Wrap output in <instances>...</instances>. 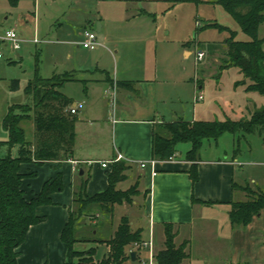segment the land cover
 Returning a JSON list of instances; mask_svg holds the SVG:
<instances>
[{
	"label": "rangeland",
	"instance_id": "374dc122",
	"mask_svg": "<svg viewBox=\"0 0 264 264\" xmlns=\"http://www.w3.org/2000/svg\"><path fill=\"white\" fill-rule=\"evenodd\" d=\"M88 17L91 25L86 21ZM99 17L105 22L104 34L97 31L96 19ZM214 22L236 32L237 40H249L238 23L219 5L165 2L139 6L119 0H19L15 6L9 0H0V26L15 28L25 42L18 53H11L9 48L3 50V54L12 56L13 61L0 60V133H7L9 138L2 124L9 105L34 107L32 97L25 94L24 87L37 77H58L54 83L72 79L73 82L66 83L61 89L72 102H81L85 98L86 81L103 76L121 80L156 79L159 85H166L167 97L173 101L170 107L188 117L183 121L193 117L197 121L225 120V116L233 120L249 118L252 112L264 107V96L247 93L242 86L235 87L243 77L237 69L228 66L225 40L229 34L203 29ZM91 28L96 31L100 44L96 51L81 46L82 34ZM259 37L264 38V24L260 27ZM34 38L41 43L32 44ZM200 51L203 57L199 60ZM187 52L192 54L187 56ZM13 82L19 83V91L11 90ZM45 87L42 83L38 90L42 92ZM198 96H203V100L196 101ZM31 116L23 123L28 140L34 131L33 112ZM165 124L158 127L157 133L168 137L163 128ZM225 135L217 141H221L222 151L227 149L228 158H238L237 181L254 194L264 191L262 138L251 134L237 143L233 135ZM217 141L204 140L199 155L212 156L209 148L215 147ZM190 146L179 143L176 150L185 156L183 149ZM237 148L240 151L236 154ZM124 182L123 188H130L132 180L128 181L126 176ZM117 206L95 205L77 212V238L82 241L75 245L77 251L95 247L87 241H104L110 236L113 229L108 226L104 230V225L110 223L111 216L115 223L122 213L129 218L135 217L130 207L128 211H116ZM138 209L141 211L140 207ZM139 214H143V210ZM93 230L98 233L92 234ZM194 244L198 247L197 242ZM99 253L101 255V251Z\"/></svg>",
	"mask_w": 264,
	"mask_h": 264
},
{
	"label": "crops",
	"instance_id": "0c3cea01",
	"mask_svg": "<svg viewBox=\"0 0 264 264\" xmlns=\"http://www.w3.org/2000/svg\"><path fill=\"white\" fill-rule=\"evenodd\" d=\"M119 1L139 6L166 2ZM200 1L202 6L215 5V0ZM96 20L98 33L104 34V19L99 17ZM86 21L91 25L90 17ZM89 31L96 32L92 28ZM191 54L187 52V56ZM86 82L85 98L81 102L74 101L71 107L77 109L74 115L77 122L70 157L42 166L34 163L22 165L23 173L36 174L23 182L28 198L40 193L44 185L55 180L58 175L62 177L63 188L52 194V205L39 209L45 221L28 231L26 239L18 248V264L66 263L68 249L62 241V232L69 221L70 212H76L79 208L76 199L82 192V185L88 180L85 193L89 197L105 192L109 187L107 171H111L113 164L104 169L101 163L112 161L118 155L123 156L121 162L129 167L126 176L128 181L132 180L130 188L137 186L139 191L132 204L118 205L116 211H128L130 207L135 214L134 218L129 219L134 230H142V244L132 248V251L137 252L140 262L151 261L165 248V225L173 224L176 245L190 241L189 264H264V212L247 226H234L230 219L232 203L247 201L245 187L236 178L238 158H228L227 149L222 151L221 141H217L215 147L209 148L212 156L205 157L204 153H198L197 161L192 163L186 159L191 146L184 147L185 156L177 152L174 160L160 162L157 175L153 176L150 168L143 169L139 163L153 159L154 133L165 122L173 123L188 118L186 114L170 107L173 101L167 97L166 85H159L156 79L121 80L106 76ZM120 82H132L133 86L122 87ZM186 121L197 120L193 117ZM8 139L7 133H0V141ZM29 140H34V131ZM19 151V146H5L0 149V155L9 153L16 157ZM73 162H78L77 169ZM193 164L197 165L199 174L196 184L190 177ZM81 172L84 174L81 175ZM124 183L120 182L117 190H129L123 188ZM137 207L143 210V214H139L141 211ZM122 217L123 213L116 223L110 217L111 225H104V230L108 226L113 230L104 241L114 236ZM84 231L79 233L85 234ZM93 232L94 235L98 233ZM194 241L198 247L193 245ZM107 251L104 246V253L101 251L100 257L105 256Z\"/></svg>",
	"mask_w": 264,
	"mask_h": 264
},
{
	"label": "trees",
	"instance_id": "16d2710c",
	"mask_svg": "<svg viewBox=\"0 0 264 264\" xmlns=\"http://www.w3.org/2000/svg\"><path fill=\"white\" fill-rule=\"evenodd\" d=\"M17 5L19 0H9ZM174 5L177 3H192L199 5L200 0H164ZM215 5L221 6L240 26L242 32L249 38L247 41L237 40V33L228 27L210 23L203 29L227 32L225 40L229 68L237 69L242 80L235 87H245L247 93H257L264 96V38L259 37L260 27L264 24V0H215ZM11 62V61H10ZM58 78V77H56ZM37 77L24 87L26 95L32 97L34 107L26 104L9 105L2 124L9 134V139L0 141L2 147H20L18 156L11 154L0 157V264H18V248L26 239L32 226L41 224L45 217L39 209L53 204L52 194L62 190L61 175L47 182L42 191L28 198L23 189V182L36 174L22 172V165L34 163L38 166L62 162L67 160L73 152L77 119L71 114L72 100L61 89L72 79L66 78L61 83H54L56 79ZM45 83L40 92L39 85ZM122 87L133 86L132 82H120ZM13 92L20 90L18 82L11 85ZM33 112L34 140H28L23 123L31 119ZM249 118L241 117L233 120L225 116V120L193 121L179 120L166 123L163 127L169 136L154 133L153 159L165 161L177 157L176 146L179 143H189L190 151L186 159L192 163L197 161L198 153L206 139L217 141L225 134H231L239 143L246 135L258 134L264 144V107L252 112ZM237 148L235 153H239ZM129 169L123 162L113 164L111 171H107L109 187L95 196L89 197L85 193L87 181L82 185V192L76 202L79 207L76 212H70V218L62 232V241L68 249L65 264H139L131 260L132 248L142 244V230H134L129 217H122L114 236L108 241H87L94 243L86 251H77L75 245L82 242L77 238V212L92 206L132 204L137 195L138 187L127 191L117 190V185L125 181V172ZM193 184L198 183L197 165L190 170ZM247 201L232 203L230 211L231 223L234 226H247L254 218L264 212V191H253L244 188ZM255 195V196H254ZM194 202H197L194 199ZM204 204H210L203 202ZM165 248L154 256L156 264H189L190 241L180 246L176 245V232L173 224L165 225ZM104 246L108 249L106 255L100 257L99 252Z\"/></svg>",
	"mask_w": 264,
	"mask_h": 264
},
{
	"label": "built area",
	"instance_id": "2783aa9c",
	"mask_svg": "<svg viewBox=\"0 0 264 264\" xmlns=\"http://www.w3.org/2000/svg\"><path fill=\"white\" fill-rule=\"evenodd\" d=\"M25 42L20 38L17 30L15 28H4L0 26V60H11L13 61V57L12 56H5V54H3V50L4 49H10L11 53H18L20 51H22L23 49V44ZM41 43V41L38 38H34V40L32 41V44L34 45H39ZM81 46L89 51H94L96 50V48H98L100 46L99 42H98V36L97 33L94 31H89L86 30L83 34H82V42H81ZM203 57V52L200 51L199 52V57L198 59H202ZM203 100V96H198L196 98V101H202ZM71 114L72 115H76L77 114V109L76 108H71ZM176 157L169 159V161L174 160ZM123 161V156L122 155H118L114 160L112 161H105L102 162L101 165L104 169H107L110 167V165L115 164V163H119ZM160 163V161L154 160L152 159L151 161H147V162H141L140 167L145 169V168H150L152 171L153 176L157 175V166ZM75 168L77 169L78 166V162H73ZM140 245H136V247H139ZM139 264H156L155 261L151 260V261H141Z\"/></svg>",
	"mask_w": 264,
	"mask_h": 264
},
{
	"label": "water",
	"instance_id": "95a60500",
	"mask_svg": "<svg viewBox=\"0 0 264 264\" xmlns=\"http://www.w3.org/2000/svg\"><path fill=\"white\" fill-rule=\"evenodd\" d=\"M99 31H100V24H99ZM84 173L81 172V175H83ZM131 260L133 263L137 262V252L136 251H132L131 254Z\"/></svg>",
	"mask_w": 264,
	"mask_h": 264
}]
</instances>
